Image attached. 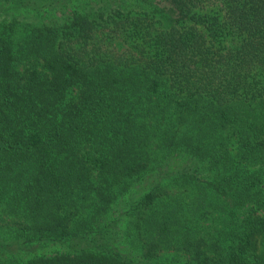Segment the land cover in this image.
I'll return each instance as SVG.
<instances>
[{
	"label": "trees",
	"instance_id": "obj_1",
	"mask_svg": "<svg viewBox=\"0 0 264 264\" xmlns=\"http://www.w3.org/2000/svg\"><path fill=\"white\" fill-rule=\"evenodd\" d=\"M0 264H264V0H0Z\"/></svg>",
	"mask_w": 264,
	"mask_h": 264
}]
</instances>
